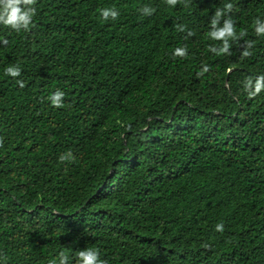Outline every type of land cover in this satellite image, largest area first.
Wrapping results in <instances>:
<instances>
[{"label": "trees", "instance_id": "obj_1", "mask_svg": "<svg viewBox=\"0 0 264 264\" xmlns=\"http://www.w3.org/2000/svg\"><path fill=\"white\" fill-rule=\"evenodd\" d=\"M227 3L247 35L217 56L206 33ZM34 7L29 30L0 25V264H59L61 251L76 264L85 248L108 264H264V90L244 87L264 75V0Z\"/></svg>", "mask_w": 264, "mask_h": 264}, {"label": "clouds", "instance_id": "obj_2", "mask_svg": "<svg viewBox=\"0 0 264 264\" xmlns=\"http://www.w3.org/2000/svg\"><path fill=\"white\" fill-rule=\"evenodd\" d=\"M182 2V0H164L168 6L174 8L178 3ZM37 3V0H0V25L11 28L12 30L19 33L24 30L27 31L32 26L33 17L36 15V8L34 5ZM187 7V4L184 5ZM233 5L231 3H227L224 5L223 9L217 8L214 12V15L210 20V31L206 33L207 37L212 41L221 42V46L217 47L214 45L209 46V51L214 53L217 56L220 55H231V44L230 41H238L243 39L247 35L246 30H241L239 34H237L235 21L231 16H226V13L232 12ZM141 13L145 16L152 15L155 11L150 7H143L140 9ZM100 16L103 20L108 19H117L119 16V12L115 8H102L99 10ZM223 18V20H222ZM222 21V23H221ZM255 33L257 36H264V22H262L259 18L254 20ZM177 31L184 32L185 26L177 24ZM188 36L194 35L193 32L188 31ZM187 39V37H185ZM6 44L7 41H4ZM254 46L253 41H245V44L242 46L243 51L241 53L242 57H249L252 55L251 49ZM173 57L179 58H187L188 51L186 47H178L175 48L173 53ZM209 71V66L204 65L197 73V76H203L204 73ZM21 69L18 66H9L5 69V75L16 78L20 76ZM18 85L23 88L24 82L17 81ZM245 90L247 91L248 98H254L258 95L262 90H264V75L258 76L255 78V82L251 77L246 78L244 84ZM65 93L60 90H56L54 93L50 94L48 100L51 105L55 108L64 107L63 99ZM3 138L0 137V147H3ZM60 162H73L75 160V156L71 151L66 153H62L59 156ZM216 232H223L224 225L223 223H217L215 225ZM205 249H209L210 245L204 244L202 245ZM59 264H69V256L65 254L64 251H61L58 256ZM50 264H57L56 260L50 262ZM76 264H108L106 260L100 258L99 249H91L85 248L83 250L78 251Z\"/></svg>", "mask_w": 264, "mask_h": 264}]
</instances>
